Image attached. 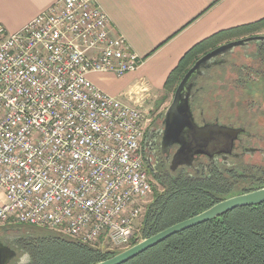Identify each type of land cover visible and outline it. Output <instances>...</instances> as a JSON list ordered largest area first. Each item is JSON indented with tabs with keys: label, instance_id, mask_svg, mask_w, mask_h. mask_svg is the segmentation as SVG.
<instances>
[{
	"label": "built area",
	"instance_id": "built-area-1",
	"mask_svg": "<svg viewBox=\"0 0 264 264\" xmlns=\"http://www.w3.org/2000/svg\"><path fill=\"white\" fill-rule=\"evenodd\" d=\"M95 0H58L19 31L0 25V229L32 226L125 250L152 193L142 107L90 74L140 65Z\"/></svg>",
	"mask_w": 264,
	"mask_h": 264
},
{
	"label": "trees",
	"instance_id": "trees-1",
	"mask_svg": "<svg viewBox=\"0 0 264 264\" xmlns=\"http://www.w3.org/2000/svg\"><path fill=\"white\" fill-rule=\"evenodd\" d=\"M264 28V18L254 24L221 31L193 46L179 61L165 83L173 95L187 70L201 56L234 38L253 34ZM252 67V66H251ZM247 69L250 66L245 67ZM254 78L249 85L264 84V47L259 50ZM161 98V103L169 97ZM261 95L264 99V89ZM162 191L155 193L145 209L138 231L129 247L177 223L187 220L218 202L264 187V169L255 174L237 175L211 167L188 176L177 173L159 182ZM21 255L28 253V264H96L123 250L109 251L90 246L58 232L32 226L12 227ZM25 231L26 235H18ZM125 264H264V203L232 210L212 221L190 228L148 249Z\"/></svg>",
	"mask_w": 264,
	"mask_h": 264
},
{
	"label": "crops",
	"instance_id": "crops-1",
	"mask_svg": "<svg viewBox=\"0 0 264 264\" xmlns=\"http://www.w3.org/2000/svg\"><path fill=\"white\" fill-rule=\"evenodd\" d=\"M57 1L0 0V25L7 33H15ZM95 2L108 16L113 35L122 36L141 63L135 72L122 77L90 74L89 79L105 94L142 109L147 103L161 102L168 93L165 90L168 77L193 46L221 31L264 18V0Z\"/></svg>",
	"mask_w": 264,
	"mask_h": 264
},
{
	"label": "flooded vegetation",
	"instance_id": "flooded-vegetation-1",
	"mask_svg": "<svg viewBox=\"0 0 264 264\" xmlns=\"http://www.w3.org/2000/svg\"><path fill=\"white\" fill-rule=\"evenodd\" d=\"M249 37H261L262 39L237 47L233 52L226 53L223 57H218L206 64L201 69V74L191 80L189 93L190 110L194 124L197 127L218 125L241 131L234 137L221 133L210 135L207 140H197L194 138V129L189 126L179 135L178 143H169L164 142L165 110L162 114L155 115L145 125L142 142L144 166L151 183L153 181L162 182L168 176H174L181 172L188 176L200 174L207 169H211V167L217 170L233 172L237 175H244L247 172L252 175L264 169V134L258 127L252 129L249 122L237 123V120L240 119V110L238 108L242 103L247 105L246 108L255 106L261 109V104L259 103L260 105L257 106L258 102L247 94L244 82H246L248 76L251 79L254 78V70L256 69L252 67L255 63L258 64L259 50L264 47V34L255 35L253 33L248 36L231 39L222 44ZM249 46L255 47L254 52L236 53L237 50H244ZM237 59H241L242 62L238 67H235ZM226 66L233 67L232 71H230L232 77L227 82L225 81V87L227 93L233 94V92H237L238 94L236 98L233 96V101L236 105V110H233L235 112L223 110V107L220 106L222 101L214 100V96H207V93H210L208 88L211 85L209 83L213 77H220L213 75L214 70L220 69L227 76L229 70L223 68ZM247 66H250V68H245ZM202 79L206 80L203 85L199 82ZM220 95L222 96L221 93H219ZM205 96L207 97L205 98ZM206 103H214L215 108L208 109ZM262 114L264 115V112ZM218 153L220 155H217ZM259 157L260 159H258ZM10 228L12 227L0 229V242L15 253V256L8 264H19L22 255L17 249L14 232Z\"/></svg>",
	"mask_w": 264,
	"mask_h": 264
},
{
	"label": "water",
	"instance_id": "water-1",
	"mask_svg": "<svg viewBox=\"0 0 264 264\" xmlns=\"http://www.w3.org/2000/svg\"><path fill=\"white\" fill-rule=\"evenodd\" d=\"M260 39L262 38L249 37L222 44L209 51L205 55L201 56L194 62V64L187 70V72L184 74V76L176 86L172 100L165 110L164 142L178 143L179 135L186 129V127L189 126L194 129V138L197 140H207L210 135L221 133L234 137L241 131L238 129L218 125H206L205 127H197L194 124L189 105L190 82L194 77L201 74V69L204 68L206 64L210 63L218 57H223L226 53L233 52L237 47L244 46L249 42L258 41ZM217 155H220V153H218ZM262 203H264V187L256 191L222 200L209 209L187 220L177 223L149 238H146L138 242L137 244L123 250L117 255L96 264H125L173 235L212 221L232 210L256 206ZM14 256V251H12L9 247L4 246L0 242V264H8Z\"/></svg>",
	"mask_w": 264,
	"mask_h": 264
},
{
	"label": "rangeland",
	"instance_id": "rangeland-1",
	"mask_svg": "<svg viewBox=\"0 0 264 264\" xmlns=\"http://www.w3.org/2000/svg\"><path fill=\"white\" fill-rule=\"evenodd\" d=\"M254 34L255 35H263L264 29H261L257 32H254ZM254 49H255L254 46H249L244 50H237L236 53L240 54V53L245 52V51L254 52ZM241 62H242L241 59H237V63H235L236 64L235 67H238L241 64ZM223 68H225L226 70H229V72L227 71L228 72L227 76H226V74L222 73L220 69L217 71L214 70L213 75L220 76V77H213L212 81L209 83L211 85V86H209L210 88H208V90H210V93H207V96L211 95V97L214 96V100L218 99L220 102L222 101L220 106L223 107L222 108L223 110L235 112V111H233V110H236V107H235L236 105H235V102L233 101V96L236 98V97H238V94H237V92H233V94L227 93V89L225 87L226 86L225 81L227 82V80H229L232 77V73L230 71H232L233 67L226 66ZM197 81H199V80H197ZM205 81L206 80L202 79V81H199V82H201V84L203 85L205 83ZM199 82H198V85H199ZM249 87L251 88L252 94L254 93V95H253L254 99L253 100L258 102L257 106L261 104L260 105L261 109L255 107V106H251L250 108H246L247 105L242 103L238 108L240 110V112H239L240 113V119L237 120V123L242 124L243 122H249V125L252 126V129H255V127H258L261 129L262 134H264V115L262 114L264 112V99H263V96L261 95L262 90L264 89V84L261 81L258 84H255V83L251 84V85H249ZM219 93H221L222 96L221 95L219 96ZM239 95H240V92H239ZM162 96H163V94L160 97H162ZM207 96H205V98ZM171 100H172V97L170 95L169 99L161 106H160L161 102L158 104L157 101H156L155 105L151 104V103L150 104L147 103L145 108L142 109L143 112L145 113V118L147 120H149V119L153 118L155 115H158L159 113L162 114L164 112V110H166V108L168 107ZM207 105H208V109L209 108L210 109L215 108L214 103H212V104L208 103ZM243 108H244V110H243ZM252 123H254V125H252ZM258 159H260V157ZM161 191H162V188H161L159 182L153 181L152 193H151V196L148 200V203H150L152 201V198L155 195V193L161 192ZM148 203H147V205H148ZM144 208L146 209V207H144ZM145 209H144V211L142 210L141 215L138 218V221L135 222L134 229L136 232L139 230L138 229L139 224H140V222H142V220L144 218ZM10 229H12V228H10ZM26 234L27 233L25 231H23V233H21V234L19 233L18 235H26ZM96 246L102 248L99 245H96ZM106 249L109 251L117 250L116 248H113L111 246H107ZM24 257H25V255H22L19 264H27V262L29 260L24 259L22 261V258H24Z\"/></svg>",
	"mask_w": 264,
	"mask_h": 264
},
{
	"label": "clouds",
	"instance_id": "clouds-1",
	"mask_svg": "<svg viewBox=\"0 0 264 264\" xmlns=\"http://www.w3.org/2000/svg\"><path fill=\"white\" fill-rule=\"evenodd\" d=\"M24 259L30 260V255H29L28 253H25V257L22 258V261H23Z\"/></svg>",
	"mask_w": 264,
	"mask_h": 264
}]
</instances>
